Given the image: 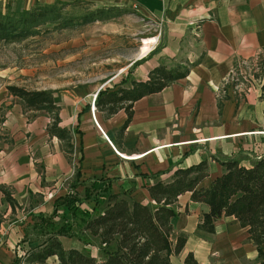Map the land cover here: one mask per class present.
Segmentation results:
<instances>
[{
	"label": "crops",
	"instance_id": "1",
	"mask_svg": "<svg viewBox=\"0 0 264 264\" xmlns=\"http://www.w3.org/2000/svg\"><path fill=\"white\" fill-rule=\"evenodd\" d=\"M55 2H89L93 9L125 7L151 19L160 32L145 56L137 54L106 80L89 78L79 86L53 90L58 126L71 136L70 154L47 132V112L25 110L7 90L1 93L13 101L0 126V264L38 250L36 244L15 254L14 247L24 239L28 224L34 229L35 215H52L59 197L76 196L79 208L88 212L94 205H83L80 197L89 201L93 194L101 199L118 195L155 207L148 188L169 182L178 169L206 162L207 177L200 183L206 188L224 173V162L249 168L264 157V89L258 74L250 75L264 56V0H0V5L19 12ZM161 65H180L188 73L136 100L130 117L124 109L112 115L96 110L100 90L145 82ZM93 182L104 183L105 190L91 191L86 199L85 189ZM190 196L185 192L173 204V240L182 234L186 241L170 264L174 259L185 264L188 254L198 264H260L247 230L234 217L217 220L211 234L199 231L208 208ZM57 238L64 250L83 251L70 246L74 237ZM98 245L103 247L99 241ZM103 258L102 254L99 261ZM48 261L54 264L57 258Z\"/></svg>",
	"mask_w": 264,
	"mask_h": 264
},
{
	"label": "trees",
	"instance_id": "2",
	"mask_svg": "<svg viewBox=\"0 0 264 264\" xmlns=\"http://www.w3.org/2000/svg\"><path fill=\"white\" fill-rule=\"evenodd\" d=\"M118 11L116 7L93 9L89 2L37 4L19 12L11 9L2 11L0 7V43L24 42L42 33L43 28L60 32L95 22H107L118 16ZM187 73L188 68L180 65L158 66L148 74L145 82H132L130 88L115 86L110 90H100L95 99L96 110L112 115L124 109L130 117L132 104L136 100L161 91L184 78ZM6 90L22 103L25 110L47 112L51 116L47 132L62 142L66 153L72 152L69 131L58 126L53 90H27L15 85L6 86ZM2 122L0 115V126ZM222 165L224 173L213 179L206 188L200 186L207 177L206 162L176 170L169 182L153 184L148 191L155 207L118 195H109L95 202H106L102 210L98 211L94 206L92 212H88L79 208L81 201L76 196L59 197L55 200L51 216L35 215L34 227H48L50 231H45L48 237L25 260L29 264H43L49 257L55 256V264H170V257L180 253L186 241L182 234L173 240L171 220L176 216L173 204L178 196L190 192L191 201L203 203L208 208L197 225L199 231L211 234L217 220L234 217L240 227L247 230L248 239L255 245L257 258L260 264H264V157L256 160L249 168L239 166L233 160ZM74 176L77 181L80 177L78 168ZM76 181L72 187L76 186ZM103 186L102 182H93L85 189V198H90L91 191H104ZM5 198L11 202L6 193ZM59 206L63 209L62 218L67 215L79 216L82 230L89 237L99 240L103 246L102 260H96L77 249H63L57 237L71 238L76 237V234L70 226L57 225L53 221ZM184 263L198 264L191 254L186 256Z\"/></svg>",
	"mask_w": 264,
	"mask_h": 264
},
{
	"label": "rangeland",
	"instance_id": "3",
	"mask_svg": "<svg viewBox=\"0 0 264 264\" xmlns=\"http://www.w3.org/2000/svg\"><path fill=\"white\" fill-rule=\"evenodd\" d=\"M0 7L2 11L9 9L1 5ZM117 9L119 15L107 22H95L60 32L47 31L43 28L42 33L24 42L0 43V94L6 91L8 85L23 87L27 90L46 88L45 90L58 92L75 85L79 86L80 82L89 78H98L94 79L95 82H101L119 72L116 70L117 67H123L132 61L137 54H140L142 46L151 47V44L155 43V37L158 36L160 29L151 19L143 17L134 10H128L125 7H117ZM62 43L65 45L59 47ZM146 52L139 56H145ZM255 74H258L262 83L261 88L264 89V56H260L255 66L251 68L250 75L255 78ZM0 98L3 101L0 105V115L4 119V114L13 99L5 94H1ZM80 198L83 205L86 202L89 208H92V203L98 211L106 205V202L95 203L101 198L99 194H93L90 202L83 200V196ZM104 198L105 196L102 195V199ZM57 210L53 221L57 225L70 226L75 231L76 237L71 239L70 246L75 245L83 249L84 253L96 255L95 259L99 260L102 256V247L98 245L99 240L86 237L80 217L67 215L62 218V207L59 206ZM30 226L31 224H28L24 229V235H22L24 239L14 247L15 254L18 252L24 254L36 244L37 249L38 245L48 237L45 233L50 231L48 227L32 229ZM73 240L76 241L75 244H72ZM177 262L178 259H174L173 264ZM10 264L29 263L21 255L19 260H13ZM43 264L51 263L45 261Z\"/></svg>",
	"mask_w": 264,
	"mask_h": 264
},
{
	"label": "bare ground",
	"instance_id": "4",
	"mask_svg": "<svg viewBox=\"0 0 264 264\" xmlns=\"http://www.w3.org/2000/svg\"><path fill=\"white\" fill-rule=\"evenodd\" d=\"M150 48V46H147V45H144L141 47V50H140V54H143L145 53L146 51H148Z\"/></svg>",
	"mask_w": 264,
	"mask_h": 264
},
{
	"label": "built area",
	"instance_id": "5",
	"mask_svg": "<svg viewBox=\"0 0 264 264\" xmlns=\"http://www.w3.org/2000/svg\"><path fill=\"white\" fill-rule=\"evenodd\" d=\"M95 95H93V98H92V102H91V110L94 111V99H95Z\"/></svg>",
	"mask_w": 264,
	"mask_h": 264
}]
</instances>
